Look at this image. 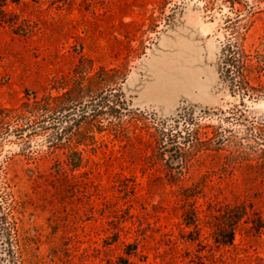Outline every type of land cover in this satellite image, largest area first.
Here are the masks:
<instances>
[{
	"label": "rangeland",
	"instance_id": "374dc122",
	"mask_svg": "<svg viewBox=\"0 0 264 264\" xmlns=\"http://www.w3.org/2000/svg\"><path fill=\"white\" fill-rule=\"evenodd\" d=\"M245 1L0 0V136L122 80L159 116L211 109L193 108L180 128L174 170L143 115H84L61 144L39 128L0 141V207L19 264H264V0ZM229 36L250 100L215 86ZM229 106L247 109L253 140L219 123L213 111ZM222 128L237 136L221 139ZM235 205L245 216L217 244Z\"/></svg>",
	"mask_w": 264,
	"mask_h": 264
},
{
	"label": "trees",
	"instance_id": "16d2710c",
	"mask_svg": "<svg viewBox=\"0 0 264 264\" xmlns=\"http://www.w3.org/2000/svg\"><path fill=\"white\" fill-rule=\"evenodd\" d=\"M245 6H248L244 0ZM221 46L219 58L217 61V72L219 80L216 87L221 86L228 91L230 96L234 93H240L242 99L247 97L249 100L253 98L246 88L245 82H242V69L241 58L237 43L232 36L226 38ZM220 83V84H219ZM212 86V87H215ZM137 95L133 97L128 94L124 80L120 81L117 85L111 87L108 91L98 96L95 100L82 105H75L58 114L57 117L52 119H44L39 125L23 124L19 127H12L9 131L2 133L0 141L7 140L8 138L18 139L23 135L21 131H33L36 129H51L57 132L55 140L61 144L62 137L68 132L69 129L77 126V121L87 114H95L106 110V113L112 114L116 118H123L129 115H143L149 118V121L154 125L153 128L157 133V146L156 155L158 159L170 170L181 168L179 159L181 156V145L183 142L179 140L181 127L183 128L192 117L193 108H197L199 113H207L211 109L206 107L192 105L174 109L173 113L168 116H159L155 112H150L148 109L136 100ZM245 107L246 105L243 104ZM88 108V109H86ZM151 110V109H150ZM247 109H241L237 106L227 109H216V115L220 117L219 123L222 119L230 120L231 125L236 124L241 136L245 140H253V134H256L254 129L255 121L250 118ZM190 120V121H189ZM247 124H244V121ZM179 128V129H178ZM219 132L221 139L237 136L231 128L221 129ZM54 132V133H55ZM234 133V134H233ZM80 163L79 157L74 160L71 158V167H77ZM245 216V208L241 205L232 206L229 211L223 214L225 222L216 226L213 231L214 241L221 245H230L233 240L236 224ZM0 264H19L17 252L12 238V228L7 219V215L0 207Z\"/></svg>",
	"mask_w": 264,
	"mask_h": 264
},
{
	"label": "water",
	"instance_id": "95a60500",
	"mask_svg": "<svg viewBox=\"0 0 264 264\" xmlns=\"http://www.w3.org/2000/svg\"><path fill=\"white\" fill-rule=\"evenodd\" d=\"M159 48V47H158ZM160 49V48H159ZM170 60H172V61H178V59L177 58H170ZM217 62V61H216ZM152 66V65H151ZM148 71H149V74H152V73H156V69H148ZM148 74V73H147ZM147 76V75H146ZM145 80V79H144ZM126 88H128L127 86H126ZM185 99H187V97L185 96L184 97ZM86 109H88V108H86ZM244 121V120H243ZM245 122V121H244ZM246 124H247V126H249V124L247 123V122H245Z\"/></svg>",
	"mask_w": 264,
	"mask_h": 264
}]
</instances>
